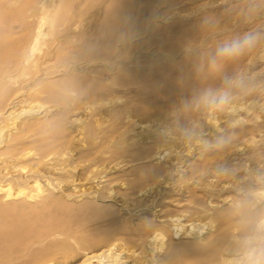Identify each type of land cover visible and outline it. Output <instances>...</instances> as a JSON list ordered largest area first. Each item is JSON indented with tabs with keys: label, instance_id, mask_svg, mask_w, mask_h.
<instances>
[{
	"label": "rangeland",
	"instance_id": "rangeland-1",
	"mask_svg": "<svg viewBox=\"0 0 264 264\" xmlns=\"http://www.w3.org/2000/svg\"><path fill=\"white\" fill-rule=\"evenodd\" d=\"M260 2L0 0V264H264Z\"/></svg>",
	"mask_w": 264,
	"mask_h": 264
},
{
	"label": "bare ground",
	"instance_id": "bare-ground-1",
	"mask_svg": "<svg viewBox=\"0 0 264 264\" xmlns=\"http://www.w3.org/2000/svg\"><path fill=\"white\" fill-rule=\"evenodd\" d=\"M260 4L261 5H264V0H261V2H260ZM33 186H35V188H36V193H34V194H30V195H28L27 197H33V196H37V195H39V194H42L44 191V189H43V186H41L40 185V183H37V181L34 183V185ZM0 191H3L4 193H5V195L8 197V196H10L11 195V188H10V186H5V187H0ZM26 192V191H25ZM24 192V190H19L18 192H17V195H21V194H24L25 193ZM260 224H262V222L260 223ZM154 238H156V239H162V235H160V234H156V235H154ZM106 251V250H105ZM105 251L103 250L102 252H98V253H90V254H88V255H86L85 257H84V259H83V261L80 263V264H93L92 262L93 261H96V260H98L99 261V264H101V260H100V258L103 256V255H105L104 253H105ZM108 256V255H107ZM107 259V258H106ZM109 259V258H108Z\"/></svg>",
	"mask_w": 264,
	"mask_h": 264
},
{
	"label": "clouds",
	"instance_id": "clouds-1",
	"mask_svg": "<svg viewBox=\"0 0 264 264\" xmlns=\"http://www.w3.org/2000/svg\"><path fill=\"white\" fill-rule=\"evenodd\" d=\"M247 42H248V40L244 41V43H247ZM239 47H240L239 44H234L231 47H225L221 51L224 54L231 55V54L237 52L239 50ZM254 239H258V238H254ZM258 253H259V250L257 248H250L249 251L246 253L247 264H259Z\"/></svg>",
	"mask_w": 264,
	"mask_h": 264
}]
</instances>
